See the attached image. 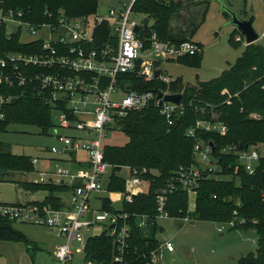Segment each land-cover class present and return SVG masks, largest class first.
<instances>
[{"label": "built area", "instance_id": "obj_1", "mask_svg": "<svg viewBox=\"0 0 264 264\" xmlns=\"http://www.w3.org/2000/svg\"><path fill=\"white\" fill-rule=\"evenodd\" d=\"M135 2L119 0V6L109 8L106 14L97 12L74 18L60 10L56 16L47 13V21L32 22L25 19V11L5 9L4 2L0 1V27L5 26L9 35L18 31L22 35L24 31L34 38L23 44H40L35 53L5 55L0 61V86L28 89L37 99L52 107L53 126L49 132L57 144L50 148L52 158L49 160L54 162L55 171L41 172V180L37 184H54L68 188L70 193L69 205L60 209L32 200L1 204L0 216L13 223L44 226L64 237L66 244L54 250L60 264H78L74 262V243L77 251L86 255L89 237L104 232L114 237L119 245V256L115 257V262L123 261L121 254L130 237V215L95 209L91 205L93 193L104 189V175L112 168L105 161L108 145L104 141L108 131H122L121 124L127 117L145 111L153 104L169 126H173L185 113L183 100L180 105L165 101L160 104L161 100L154 91L132 90L130 81L124 76L136 75L145 83L156 80L169 86L174 80L164 75L162 63L203 52V47L191 39L179 44L160 40L150 29L151 20L145 28L141 22L146 16L137 19L138 13L133 10ZM10 27L15 30L10 32ZM105 27H108V32ZM137 27L139 31H136ZM238 41L247 46L243 36ZM259 41H264V34L259 35ZM22 66L30 68V71L24 73ZM157 70H161L158 78L155 77ZM160 91L164 95L173 94L169 90ZM12 99L0 95V119L4 118L1 108ZM200 132H217L224 136L227 128L213 120L197 121L188 129L187 137L195 140L196 162L201 164L200 168L196 165L181 167L177 174V181L189 198L197 194L199 181L215 173L218 165L213 161L216 158L211 141L204 143L200 140ZM221 153L234 155L238 159V168L249 175L264 172V145L240 148L232 144L223 148ZM79 155L85 158L81 159ZM38 163L37 159L32 162L33 166ZM128 170L131 171L129 183L137 189L127 193L126 202L133 203L143 193L141 186L148 185V175L154 172L147 168ZM173 186L157 195L156 221L171 218L166 206L168 194L176 190ZM183 219L191 221L190 216ZM139 226H147V216L141 217ZM229 226L233 227L235 223ZM225 227L222 226L220 232ZM163 251L173 253V243H160L159 248L150 254L148 264H160ZM83 264L97 263L87 261Z\"/></svg>", "mask_w": 264, "mask_h": 264}, {"label": "trees", "instance_id": "obj_2", "mask_svg": "<svg viewBox=\"0 0 264 264\" xmlns=\"http://www.w3.org/2000/svg\"><path fill=\"white\" fill-rule=\"evenodd\" d=\"M0 1L4 2L5 9L25 11V19L32 22L47 21V13L56 16L60 10L74 18L93 15L99 9V0ZM208 3L209 0H136L133 10L151 20L153 25L150 29L157 33L160 40L179 44L188 39L192 40L198 27V24L192 22V18H197L195 22L203 20ZM186 5H195L197 10L182 18L181 12ZM175 20H182L180 26L175 27ZM105 30L108 32V27ZM235 31L231 36V43L239 48L241 44L235 41L239 31ZM20 37V31L9 35L5 26L0 27V61L8 53L31 54L38 51L40 44H23ZM178 61L197 68L201 59L197 55ZM29 69L22 66L24 73L30 71ZM124 79H128L131 89L138 92L159 89L169 90L173 94L180 93L186 109L173 126L167 124L154 104L145 111L132 113L122 122V131L128 136V143L121 147L105 148V161L113 168L108 190L125 191V181L116 176V172L123 168H147L154 174L147 177L150 184L146 193L139 194L133 203L124 202L122 213L130 215L128 223L131 230L127 246L121 254L122 263L115 262V257L119 256V245L106 232L89 237L85 250L86 261L97 264H148L150 254L160 244L157 240L161 229L156 221L157 195L174 185L176 190L168 194L166 206L171 218L194 216L191 220L224 223L226 226L235 223V229L254 230L259 239L258 254L243 257L239 264H264V172L249 175L238 168V159L234 155L221 153L223 148L232 144L240 148L264 145V45L257 42L246 46L236 63L218 79L197 86L183 85L180 80L169 86L161 85L156 80L145 83L136 75H126ZM224 90L228 93L222 95ZM0 95L17 99L14 104L8 103L1 108L4 118L0 119V132L5 131L9 124L19 123L40 126L44 128V134H48L53 126L52 107L49 104L37 99L28 89L22 87L10 88L2 85ZM253 115L259 118L255 119ZM213 120L227 128L226 135L200 132L198 138L204 143L212 141L215 144L213 156L217 160V168L221 167L220 174L230 177L231 180L208 177L200 180L196 187L195 211L191 214L188 211L189 196L177 181L181 167H201L194 155L195 140L187 137V131L197 121ZM33 169L30 158L13 155L7 146L0 143V171L14 174L30 172ZM129 172L131 173L130 170ZM215 174L217 170L210 176ZM22 186L33 193L39 190L49 191L50 196L42 204L51 205L55 209L62 208L61 201L55 194L68 192V188L54 184L24 183ZM103 203L104 210L114 211L106 199ZM142 216H147V226L144 228L139 226ZM0 241L23 242L28 247L31 245L27 237L15 229L14 223L2 216Z\"/></svg>", "mask_w": 264, "mask_h": 264}, {"label": "rangeland", "instance_id": "obj_3", "mask_svg": "<svg viewBox=\"0 0 264 264\" xmlns=\"http://www.w3.org/2000/svg\"><path fill=\"white\" fill-rule=\"evenodd\" d=\"M118 6L119 0H99L98 12L106 14L109 8ZM196 7L186 5L181 12L182 18L196 11ZM206 7V16L203 20L195 22L197 18H192V22L198 24L192 35V41L203 47L199 67H190L179 61L162 63L164 75L174 81L180 80L183 85L197 86L200 83L218 79L224 71L229 70L236 63L244 52L246 45L238 41V38L242 37L240 33L236 35L235 41L241 46L235 48L231 43V36L236 32V28L231 23L230 15L225 13V9L235 13L241 20L253 17L254 30L258 35L264 34V0H209ZM138 16L139 20L144 15L138 14ZM181 21L175 20V27L180 26ZM152 25L151 22L150 26ZM14 30L10 27L9 31ZM33 39L24 31L20 37L22 43H29ZM258 43L264 45V41ZM227 93V90L222 91V95ZM54 117L56 121V114ZM252 117L259 118L257 115ZM44 132V128L40 126L19 123L9 124L5 131L0 132V143L7 146L13 155L26 156L31 159V162L35 159L39 161L38 164H34V169L30 172L14 174L0 172V202L2 204L25 203L34 198L42 203L50 196L49 191L39 190L33 193L22 186L24 183L37 185L41 180V172L55 171L54 162L49 159L52 158L50 148L56 145L57 141L52 133L49 132L46 135ZM104 142L108 146L121 147L128 143V136L123 131L112 129L108 131ZM213 161L217 163L216 160ZM112 170L113 168L109 169L104 175V189L93 193L91 205L92 208L102 210L104 209L103 201L106 199L114 211L123 212L127 193H133L137 188L130 185L131 174L128 169L123 168L116 172V176L125 181V191L110 192L108 182L113 173ZM221 171V167H218L217 174L213 177L208 176V178L230 181L231 178L220 174ZM149 184L145 187L141 186L143 193L148 191ZM57 196H60L66 204L70 203L69 194ZM195 197L196 195L189 198L188 211L191 214L195 211ZM157 223L165 229V232H159L157 235L158 242L161 244L172 242L175 247L173 253L163 251V261L160 264H239L243 257L258 254L259 239L254 230L226 226L220 232L221 227L225 226L224 223L198 219L186 222L181 218H169L159 219ZM14 225L15 229L27 237L31 245L28 247L23 242L0 241V264H60L54 256V250L66 244L65 238L57 244L56 232L44 226L20 223H14ZM73 251L75 263L87 262L86 255L77 251L75 243Z\"/></svg>", "mask_w": 264, "mask_h": 264}, {"label": "water", "instance_id": "obj_4", "mask_svg": "<svg viewBox=\"0 0 264 264\" xmlns=\"http://www.w3.org/2000/svg\"><path fill=\"white\" fill-rule=\"evenodd\" d=\"M225 13L230 15L231 17V23L234 25V27L239 31V33L243 36L247 46L255 44L259 42V35L256 33V31L253 28V17H250L248 20H241L239 19L235 13L228 11L225 9ZM145 28L148 27L150 23V19L148 17L144 18L141 22ZM136 31H139V27L136 28ZM222 73V71H220ZM161 73V70L156 71L155 77L158 78ZM154 92L158 96V100H161L160 104H162L163 101L165 102H172L174 104L180 105L183 100V96L180 93L172 94V95H164L162 91L159 89H155ZM17 101V99H12L11 104H14ZM121 130H123L121 128ZM210 145L213 147V150H215V145L211 141ZM2 173H6L3 171H0ZM114 227V226H113ZM112 227V228H113ZM160 232H165V229L161 227Z\"/></svg>", "mask_w": 264, "mask_h": 264}, {"label": "crops", "instance_id": "obj_5", "mask_svg": "<svg viewBox=\"0 0 264 264\" xmlns=\"http://www.w3.org/2000/svg\"><path fill=\"white\" fill-rule=\"evenodd\" d=\"M79 158H81V159H84L85 157H83V156H81V157H79ZM57 186V185H56ZM69 194L70 195V193L69 192H58V193H56L55 194V196L61 201V205H62V207L64 206V205H69V204H66V202H64V200L60 197V196H57V195H59V194ZM33 200H37L36 198H34ZM38 202V201H37ZM43 205H47V204H43ZM49 206H51V205H49ZM56 237H57V239H56V242H57V244H59L60 243V241L62 240V238H64V237H62V236H59L57 233H56Z\"/></svg>", "mask_w": 264, "mask_h": 264}]
</instances>
